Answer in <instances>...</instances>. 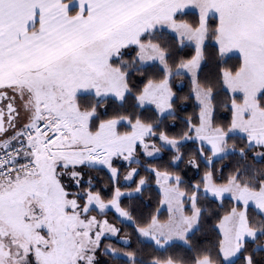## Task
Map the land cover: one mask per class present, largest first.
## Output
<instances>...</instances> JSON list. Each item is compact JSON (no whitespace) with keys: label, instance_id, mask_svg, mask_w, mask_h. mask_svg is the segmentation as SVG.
<instances>
[{"label":"snow or ice","instance_id":"snow-or-ice-1","mask_svg":"<svg viewBox=\"0 0 264 264\" xmlns=\"http://www.w3.org/2000/svg\"><path fill=\"white\" fill-rule=\"evenodd\" d=\"M189 8L196 23L181 18ZM208 41L239 63L201 81ZM189 46L193 55L178 56ZM157 66L159 78L149 75ZM185 76L192 87L181 97L172 81ZM217 89L231 101L227 124L217 122ZM193 98L198 111L169 135ZM165 152L162 170L153 162ZM186 155L205 168L188 187L169 170ZM230 155L240 159L225 177L216 164ZM90 171L108 184L85 179ZM151 179L166 219L160 208L137 218L131 203ZM109 214L153 254L131 249ZM214 216L211 247L163 254L176 242L193 251L191 236ZM0 264H264V0H0Z\"/></svg>","mask_w":264,"mask_h":264},{"label":"trees","instance_id":"trees-1","mask_svg":"<svg viewBox=\"0 0 264 264\" xmlns=\"http://www.w3.org/2000/svg\"><path fill=\"white\" fill-rule=\"evenodd\" d=\"M182 19L190 22V23H196L198 20V13L195 11H185L184 15L181 17ZM162 38L167 40L169 43L173 45L174 51L178 48V42L173 39L172 33L168 30H165L162 34ZM178 56L184 57V56H191L194 54V49L192 47H183L180 48L178 51ZM239 63L238 56H230L227 59V62L224 63L221 58L217 54L216 47L212 41L206 42V47L204 50V59L202 61V67L199 73V78L201 81L204 80H215L217 73L219 72L220 67H235ZM149 75H154L155 77L159 78L160 72L158 71V66L154 67L150 70ZM134 83L138 87L142 86L143 80L140 77H134ZM179 80H183L182 86H178L177 82ZM174 90L177 92V94L181 97L187 96L190 92V89L192 87L191 80L189 77L185 76L182 79L176 78L172 81ZM219 95L217 97V112H216V118L218 123L227 124L231 120V111H230V99L228 98V94L225 93L221 89H217ZM198 111V108L196 106V102L193 99H190L184 103H182L178 109V115L181 118V120L176 122V127L169 128L168 132L169 135H176L181 130L184 129L183 119H186L189 116H194L195 113ZM144 116L151 117L152 112L151 111H145ZM172 120L169 119L166 121V124H172ZM243 141L238 136H233L232 139L229 140V147L231 148L233 144L236 145L237 150L243 146ZM195 145L190 141L187 142L185 147L182 149L185 153H192L194 151ZM187 155L185 156V162L180 163L177 166L173 165L171 169L173 171H178L183 175V178L185 180V187L190 186L191 183H194L200 179V177L203 175L205 168L204 165L201 163V167L199 171H197L194 168H190L187 166ZM171 159V154L169 152L163 153L158 159L154 160L153 164L154 166L163 168L167 167L169 164V161ZM238 155H230L227 158H225L223 161L217 162L216 168L217 169H223V175L226 177L233 169V167L236 165L237 161L239 160ZM259 166V165H258ZM123 171V169H122ZM146 173L142 172L141 175H145ZM220 173L218 172L217 175ZM90 175L94 178L98 179L97 187L103 188L108 184V177L106 172H95L90 171L87 173L85 179H87V176ZM103 195L107 198L111 195L110 187L107 191L103 192ZM201 203L206 204L210 206L217 215H222L223 211L219 208V202H212L209 204V201L205 199V197L202 195L200 197ZM160 201V190L158 186L155 183L154 179L150 180V184L147 186L146 190L143 193V196L139 199H133L131 201L133 207L136 211L137 218H147L150 214H153L157 211L158 208H160V218L163 219V213H162V206L159 204ZM124 204L127 205L130 203V201L127 198H124ZM231 204L230 200L227 198L223 201L224 208L229 207ZM110 222L116 223L118 227H122L123 231L121 232V236H125L126 234L131 235V249H137L140 250V255L144 258H148L150 255L153 254L152 247L146 243H142L138 241L136 235L133 232L132 227L125 225H120L119 222L116 221L115 217L111 214L107 217ZM217 223L216 217L214 216L211 219H204L201 222L200 229L194 233V235L190 238V244L193 247V251L189 252L187 246L183 245L181 242H176L166 253H163L164 255H174L179 258H185L188 256H193L196 254L195 249L197 248H204V247H211L212 244L215 243L216 238L218 236V230L215 229L213 226ZM114 242V241H113ZM159 255L160 253H155Z\"/></svg>","mask_w":264,"mask_h":264},{"label":"rangeland","instance_id":"rangeland-1","mask_svg":"<svg viewBox=\"0 0 264 264\" xmlns=\"http://www.w3.org/2000/svg\"><path fill=\"white\" fill-rule=\"evenodd\" d=\"M185 11H195V12H197L198 13V10L197 9H194V8H189V9H186ZM177 84H178V86H182V84H183V80H179L178 82H177ZM163 154V153H162ZM161 154V155H162ZM160 155V156H161ZM159 188V187H158ZM160 190V189H159ZM162 213H163V219H166L167 218V215H168V213H167V208L166 207H162Z\"/></svg>","mask_w":264,"mask_h":264}]
</instances>
